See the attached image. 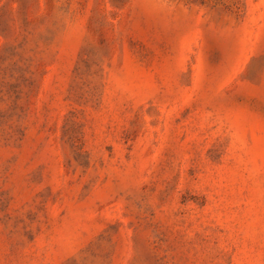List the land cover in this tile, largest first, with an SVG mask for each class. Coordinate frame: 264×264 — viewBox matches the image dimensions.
<instances>
[{
	"label": "rangeland",
	"instance_id": "obj_1",
	"mask_svg": "<svg viewBox=\"0 0 264 264\" xmlns=\"http://www.w3.org/2000/svg\"><path fill=\"white\" fill-rule=\"evenodd\" d=\"M0 264H264V0H0Z\"/></svg>",
	"mask_w": 264,
	"mask_h": 264
}]
</instances>
